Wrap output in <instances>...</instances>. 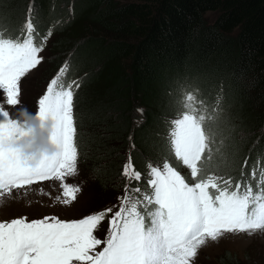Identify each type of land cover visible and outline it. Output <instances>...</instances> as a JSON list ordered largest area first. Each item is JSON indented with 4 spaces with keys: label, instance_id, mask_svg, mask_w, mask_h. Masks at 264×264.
<instances>
[{
    "label": "trees",
    "instance_id": "obj_1",
    "mask_svg": "<svg viewBox=\"0 0 264 264\" xmlns=\"http://www.w3.org/2000/svg\"><path fill=\"white\" fill-rule=\"evenodd\" d=\"M29 6L36 38L53 33L48 78L67 63L63 81L82 84L77 147L100 169L102 193L118 183L131 142L138 170L166 152L181 90L220 113L206 124L223 143L208 168L256 183L251 170L264 167V0H0V30L18 37Z\"/></svg>",
    "mask_w": 264,
    "mask_h": 264
},
{
    "label": "snow or ice",
    "instance_id": "obj_2",
    "mask_svg": "<svg viewBox=\"0 0 264 264\" xmlns=\"http://www.w3.org/2000/svg\"><path fill=\"white\" fill-rule=\"evenodd\" d=\"M33 12L29 6L18 37L0 30V197L56 181L63 196L56 200L67 206L82 191L67 183L78 175L73 109L74 87L80 86L63 81L67 63L38 98L34 113L18 108L21 119L8 110L21 104V82L42 63L41 53L53 34L49 29L36 38ZM203 103L181 90L165 136L166 152L156 163L149 160L143 175L129 155L118 205L71 221L56 216L0 221V264H194L209 242L264 232V167L252 168L255 184L206 169L213 143L206 124L221 116L216 109L206 113L197 107ZM240 175L245 176L243 170ZM106 217L108 228L100 239L95 233Z\"/></svg>",
    "mask_w": 264,
    "mask_h": 264
},
{
    "label": "rangeland",
    "instance_id": "obj_3",
    "mask_svg": "<svg viewBox=\"0 0 264 264\" xmlns=\"http://www.w3.org/2000/svg\"><path fill=\"white\" fill-rule=\"evenodd\" d=\"M214 19V15H208L209 22H213ZM52 40L53 35H51V37L48 39L47 45L43 51L42 56L44 59L42 63L22 80L21 104L16 108H8L13 118H23L22 113L17 110L18 108H27L33 113L37 110V100L45 92L46 81L51 80V78H48V74H50L48 72L55 68L54 60L51 61L50 59V46ZM81 93L82 90L79 94ZM74 118L77 129L82 118L79 105L78 110L75 108ZM86 125V128L90 131L92 126L90 121L88 123L86 122ZM134 125H137L135 120ZM215 141L216 146H211L212 159L205 161V167L210 172L218 173V171L213 169V167L208 168V163L215 161L216 152H220L218 151V148L223 146V143L220 141V139L215 138ZM120 146H123L122 142L120 143ZM132 148L133 145L130 144V147L127 149V151L124 149L123 152L128 153ZM150 160L155 162L153 159ZM87 162L83 160L82 156H79L78 175L67 180V183L69 184H81L84 188V191L82 190L77 194L76 201L67 206L61 203L63 196L62 189L59 187V182L55 181L50 185H32L27 190H19V192H22L23 195H19L14 191L12 196L6 195L0 197V221H10L11 219L21 216H26L28 220L41 219L45 216H56L61 220L71 221L80 219L83 216L93 213L94 211L90 210L93 208V206L105 201L107 204L108 202L109 204L113 203L118 197L117 195L124 194L123 188L124 184L126 183L125 179L122 177L124 164L122 166L118 183L114 184V187L109 188L107 193H102L99 185L101 174L98 173V170L100 169L98 166H94L96 171H93L92 166ZM101 164L104 165L105 162H102ZM182 169V173L186 171L185 168L182 167ZM122 179L124 180L123 184ZM57 196H61V201L56 200ZM95 234L100 239L105 238L104 231L96 232ZM224 257L232 259V262L235 261L237 264H264V232L257 231L251 235L246 233L229 234L226 235L225 238L220 239L218 242H209L208 246L203 247L199 251L198 257L194 261V264H220V259L223 258V261L225 259Z\"/></svg>",
    "mask_w": 264,
    "mask_h": 264
}]
</instances>
